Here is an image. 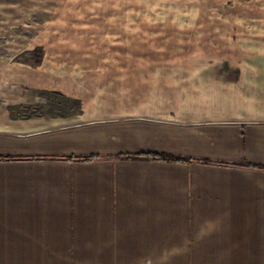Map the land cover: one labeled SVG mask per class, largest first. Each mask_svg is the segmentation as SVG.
<instances>
[{"label":"crops","instance_id":"0c3cea01","mask_svg":"<svg viewBox=\"0 0 264 264\" xmlns=\"http://www.w3.org/2000/svg\"><path fill=\"white\" fill-rule=\"evenodd\" d=\"M198 3L0 72V264H264V0Z\"/></svg>","mask_w":264,"mask_h":264},{"label":"rangeland","instance_id":"374dc122","mask_svg":"<svg viewBox=\"0 0 264 264\" xmlns=\"http://www.w3.org/2000/svg\"><path fill=\"white\" fill-rule=\"evenodd\" d=\"M198 1L0 0V72L17 62L39 65L60 49L95 55L91 48L106 45L91 41L100 35L94 27H194Z\"/></svg>","mask_w":264,"mask_h":264},{"label":"trees","instance_id":"16d2710c","mask_svg":"<svg viewBox=\"0 0 264 264\" xmlns=\"http://www.w3.org/2000/svg\"><path fill=\"white\" fill-rule=\"evenodd\" d=\"M147 156V155H146ZM154 158H159L161 160H173V161H181V159L179 157H176V156H166V155H153ZM136 157H140V156H136ZM79 159L81 160H84V161H88V160H91L93 157H78Z\"/></svg>","mask_w":264,"mask_h":264}]
</instances>
